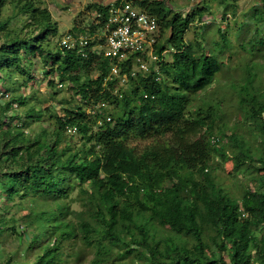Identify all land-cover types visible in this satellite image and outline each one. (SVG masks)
Here are the masks:
<instances>
[{"label":"trees","instance_id":"obj_1","mask_svg":"<svg viewBox=\"0 0 264 264\" xmlns=\"http://www.w3.org/2000/svg\"><path fill=\"white\" fill-rule=\"evenodd\" d=\"M133 1L159 22L155 53L160 61L148 75L130 76V89L124 92L116 91L118 80H109L113 61L103 52L92 51L106 43L105 35L99 42L92 36L98 31L107 33L110 4L94 2L86 7L97 19L90 26V36L85 30L75 32L77 28L69 33L89 37L88 57L62 42L56 51L52 48L51 38L59 35L60 28L42 0H11L16 13L27 18L21 30L12 31L10 20L0 21V195L9 200L15 196L67 197L69 180L74 177L91 194L88 202L93 206L88 218L77 225L64 223L62 208L32 213L35 217L26 227L34 228L38 222L40 231L28 248L50 230L60 236L47 242L31 264L67 263L69 239L94 250L91 264H116L114 260L129 257L135 264H264V80L252 72L254 68L245 69L240 102L247 107L244 120L251 127L245 135L220 131L218 144H213V118L187 113V109L189 96L206 92L214 83L223 63L221 52L231 47L228 35L220 31L221 42L210 51L203 48L202 33L197 32L194 42L186 40L194 25L204 26L207 0L187 14L174 10L170 0ZM217 1L225 7L222 20L237 14L230 0ZM260 1L254 7V36L241 45L251 54L264 48L260 27L264 0ZM6 4L8 0H0V12ZM168 56L172 61H167ZM35 59L42 62L45 78H55L49 81L50 90L68 84L82 103L66 107L62 116L48 108L31 109L27 121L11 125L22 118L18 108L32 99L22 88L37 78ZM122 67L123 72H130L133 60ZM93 73L98 76L92 77ZM109 105L117 107L110 122L104 115V106ZM86 106L96 111L94 120ZM45 111L55 119L53 133L44 130L27 136V122L41 119ZM99 121L104 123L98 126ZM68 127H76L90 147L66 158L71 147L61 146ZM248 135L253 136V143L247 141ZM135 141L148 143L138 151L132 144ZM216 159L219 163L214 166ZM228 162L237 179L252 170L238 198L214 174L217 166L223 168ZM159 226L169 228L171 235L159 238ZM6 230L0 221V235ZM11 263L24 264L12 257L4 264Z\"/></svg>","mask_w":264,"mask_h":264},{"label":"rangeland","instance_id":"obj_2","mask_svg":"<svg viewBox=\"0 0 264 264\" xmlns=\"http://www.w3.org/2000/svg\"><path fill=\"white\" fill-rule=\"evenodd\" d=\"M43 5L46 6L53 15L54 21L60 28L59 35L51 38L52 48L56 51L59 48L60 43L74 28H77L75 32L85 30L86 35H89L90 26L97 24L96 14L86 11V7L91 3L97 2L96 0H42ZM109 2L112 0H100V2ZM99 2V3H100ZM260 0H230V3L236 5L237 14L226 16L227 20H222L225 7L221 5L217 0H207V3H202V0L189 1V0H170V6L179 13L187 14L191 9L197 6H204L209 9V12L205 14L203 18L204 26L199 24L194 25L186 35L188 42H194L197 40L198 34L202 33L205 39L203 48L206 51L215 49V43L221 42L220 31L228 35L230 41L229 48L221 52L220 59L223 61L220 72L216 75L214 83L206 92H200L198 94H192L189 96V105L187 113L193 114L194 111L203 113L205 116L212 117L215 127V136H220V131L226 134H232L233 132L238 134H244L246 129L251 127L244 120V113L246 105L240 102V90L245 82V69L254 68L253 73H257L260 80H264V48L262 51L256 53H250L248 50L242 48L241 45L247 44V41L254 36L253 20L254 7L261 5ZM230 8V7H229ZM10 20L9 27L13 30H21L27 23V18L19 16L14 6L11 4V0H8V4L2 8L0 12V21ZM244 25V26H243ZM243 26V27H242ZM264 33V24L260 25ZM202 28V29H200ZM27 31V30H26ZM25 31V32H26ZM198 32V34H197ZM105 33L98 31L93 41H100L104 37ZM201 36V35H200ZM98 37V38H95ZM3 41V40H2ZM99 47V46H96ZM247 49L249 45L246 46ZM170 55V54H169ZM216 56V53H214ZM146 61L149 65V72L144 75H148L153 67L158 68L156 62L152 61L148 55H145ZM167 61H172L171 56L166 57ZM33 70L37 74L36 80L30 82L28 86L22 88V92L25 95L31 96L30 102L26 106H20L18 113L22 118L11 122V125H21L27 121V113L29 110L34 109L37 112L46 108L50 109L53 114L64 115V109L68 106L81 104V98L75 94L72 86L64 84L62 86L55 87L50 90L49 81L55 79L54 77L45 78L42 74V62L39 59H35ZM251 68V69H252ZM142 72H140L141 74ZM98 74L93 73L92 77H97ZM169 84H173V80L169 77H165ZM163 77V79H165ZM58 83V80H55ZM128 91L130 84L121 85L118 83L116 91L118 90ZM55 93V94H54ZM50 94L54 95L52 98ZM8 99V98H7ZM104 115L107 118H111V113L117 110L115 105L104 106ZM99 109V106L97 107ZM86 112L91 119H95V110L93 107L86 106ZM50 111L43 112L41 119L32 120L25 128L27 136H38L44 130L48 133H53L55 129V119L51 118ZM16 113L15 111H13ZM104 122L99 121L98 126H101ZM12 127V126H11ZM99 127L94 128L97 131ZM247 141L253 143V136L248 135ZM148 142L135 141L132 142L134 146H137L140 150L146 147ZM222 144V143H221ZM70 146V150L66 154V158L71 157L76 152L82 151L83 148H89L90 144H87V140L79 132L65 133L63 145ZM219 160L216 159L214 166L218 165ZM232 162H228L219 168L217 166L214 169V174L217 176L218 183L232 195L237 198L242 194L243 183H246L248 178L252 174V170H249L245 176H240V180L235 178L232 174ZM70 186L68 187L67 197L60 195H53L49 197H27L15 196L14 199L9 200L8 196L0 195V221L5 223L7 230L4 234L0 235V264L6 263L8 258L12 257L13 260L31 264L37 256L43 253V248L47 242L56 241L59 239L60 233L57 231L49 233L47 237L39 240L38 243L28 248L31 243V238L39 233V229L36 227L39 223L36 222L34 228H27L26 225L33 219L36 212L64 210L65 220L64 223L70 221L71 223H79L81 219L88 218L93 206L88 202L91 194L83 191V187L77 184L74 177L70 178ZM79 183V182H78ZM252 187V183L250 184ZM88 188V187H85ZM84 188V189H85ZM1 193V192H0ZM31 215V217L28 215ZM43 225L49 227L47 223ZM40 226V225H39ZM259 231V229H257ZM20 233H26V236H21ZM167 235H171L169 228L165 229L159 226V238H164ZM193 240H190L189 246H192ZM65 250L70 254L68 262L65 264H91L94 258V250L87 248L79 240L66 241ZM116 264H135L133 257L126 258L124 260H114ZM13 264V263H11ZM16 264V263H14Z\"/></svg>","mask_w":264,"mask_h":264},{"label":"built area","instance_id":"obj_3","mask_svg":"<svg viewBox=\"0 0 264 264\" xmlns=\"http://www.w3.org/2000/svg\"><path fill=\"white\" fill-rule=\"evenodd\" d=\"M160 25L156 17L141 10L132 0H112L107 22L106 43L104 46L93 47L92 51L103 52L105 57L113 61L109 80H118L124 85L129 82L130 76L137 77L138 73L149 72V65L145 55L152 61H160L155 53L158 44ZM67 49H77L83 57H88L86 47L90 45L89 37L68 34L62 40ZM167 52L163 53L166 56ZM133 60L130 72H123V63ZM77 128H69L68 132L74 134Z\"/></svg>","mask_w":264,"mask_h":264},{"label":"clouds","instance_id":"obj_4","mask_svg":"<svg viewBox=\"0 0 264 264\" xmlns=\"http://www.w3.org/2000/svg\"><path fill=\"white\" fill-rule=\"evenodd\" d=\"M108 121L110 122L111 121V119L110 118H108ZM69 128H71V127H68V129ZM67 132H68V130H67ZM77 132V131H76ZM211 142L213 143V144H218V142H219V139H218V137H215V136H213L212 137V139H211ZM134 146V145H133ZM135 147H137V146H135ZM137 149H138V151H141L138 147H137Z\"/></svg>","mask_w":264,"mask_h":264},{"label":"crops","instance_id":"obj_5","mask_svg":"<svg viewBox=\"0 0 264 264\" xmlns=\"http://www.w3.org/2000/svg\"><path fill=\"white\" fill-rule=\"evenodd\" d=\"M97 2H100V0H96ZM100 3H104V4H108L109 2H100Z\"/></svg>","mask_w":264,"mask_h":264}]
</instances>
